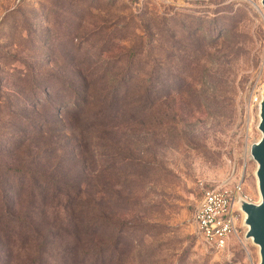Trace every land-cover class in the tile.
I'll return each mask as SVG.
<instances>
[{
	"label": "rangeland",
	"instance_id": "obj_1",
	"mask_svg": "<svg viewBox=\"0 0 264 264\" xmlns=\"http://www.w3.org/2000/svg\"><path fill=\"white\" fill-rule=\"evenodd\" d=\"M83 57L107 76L154 68L141 121L91 99L85 140L71 129L47 83L63 95ZM263 86L262 0H0V264H258L244 224L215 249L194 219L209 186L259 201ZM33 172L59 195L20 205Z\"/></svg>",
	"mask_w": 264,
	"mask_h": 264
},
{
	"label": "trees",
	"instance_id": "obj_2",
	"mask_svg": "<svg viewBox=\"0 0 264 264\" xmlns=\"http://www.w3.org/2000/svg\"><path fill=\"white\" fill-rule=\"evenodd\" d=\"M75 61L79 65L76 70L77 74L73 78L65 76L61 82L62 87H65L63 95L61 94L55 98L51 94V82L50 84L47 83V88L49 90L50 103H53L59 112L65 107L68 108L71 129H80L84 140L86 138L84 134L85 128H83V123L80 121L82 114L85 112L84 108L87 107L91 99L92 103H95L96 100L101 101L106 108L110 109L113 117L118 118L117 115H123L126 120L128 116L130 120L141 121L140 116L137 115L138 112L145 107L153 105L152 96L156 89L154 68L147 72L140 59H133L128 62L124 70L114 76H107V71L98 70L99 66L97 63L87 65L89 61L84 57ZM58 86L60 87V84ZM76 117H78L79 121H76ZM45 176L44 173L35 174L33 172L31 177L35 181V185L31 189L28 188L27 180L22 182L24 186H22L18 195L20 205L25 201L33 203V199H36L37 195H41L42 201H45L49 195L58 197L59 191L57 193L50 191L51 188ZM26 186L28 190H26ZM26 191L30 192L29 194L31 195L25 194ZM8 194L9 192L1 193L2 202L3 200L15 202V197L12 195L9 198ZM13 205V203H8L7 201L3 202L1 207L3 218H5L6 213H11Z\"/></svg>",
	"mask_w": 264,
	"mask_h": 264
},
{
	"label": "built area",
	"instance_id": "obj_3",
	"mask_svg": "<svg viewBox=\"0 0 264 264\" xmlns=\"http://www.w3.org/2000/svg\"><path fill=\"white\" fill-rule=\"evenodd\" d=\"M260 98L261 92L253 99L258 103ZM241 189L242 184L237 182L232 187L217 184L202 191L195 213V227L202 239L215 249L224 248L239 237L245 218L238 199H246Z\"/></svg>",
	"mask_w": 264,
	"mask_h": 264
},
{
	"label": "water",
	"instance_id": "obj_4",
	"mask_svg": "<svg viewBox=\"0 0 264 264\" xmlns=\"http://www.w3.org/2000/svg\"><path fill=\"white\" fill-rule=\"evenodd\" d=\"M264 5V0H262ZM258 102V114H260L259 130L261 138L251 142V154L256 161L255 174L258 178L259 193L261 201L238 199V204L243 212H247V217L243 220L246 226V238L253 236V241L260 245L258 264H264V91L261 93ZM248 225V227H247Z\"/></svg>",
	"mask_w": 264,
	"mask_h": 264
},
{
	"label": "bare ground",
	"instance_id": "obj_5",
	"mask_svg": "<svg viewBox=\"0 0 264 264\" xmlns=\"http://www.w3.org/2000/svg\"><path fill=\"white\" fill-rule=\"evenodd\" d=\"M264 91V86H263V88H262V91H261V93ZM259 138H261V135H260V137ZM258 140V139H257ZM251 144V143H250ZM250 153H251V146H250ZM252 155V154H251ZM260 201H261V197H260V199H259ZM247 212H244V218L245 217H247ZM247 227H248V225H247ZM249 237H251L252 239H253V236H249ZM258 244V243H257ZM258 246H259V248H260V245L258 244Z\"/></svg>",
	"mask_w": 264,
	"mask_h": 264
}]
</instances>
